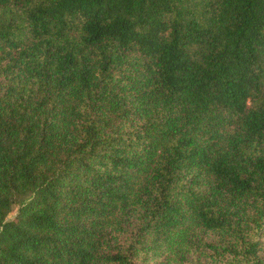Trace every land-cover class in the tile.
<instances>
[{"label":"trees","instance_id":"trees-1","mask_svg":"<svg viewBox=\"0 0 264 264\" xmlns=\"http://www.w3.org/2000/svg\"><path fill=\"white\" fill-rule=\"evenodd\" d=\"M0 264H264V0H0Z\"/></svg>","mask_w":264,"mask_h":264},{"label":"rangeland","instance_id":"rangeland-1","mask_svg":"<svg viewBox=\"0 0 264 264\" xmlns=\"http://www.w3.org/2000/svg\"><path fill=\"white\" fill-rule=\"evenodd\" d=\"M15 214H16V209L13 208L12 211L8 214L7 218L8 219H12L15 216Z\"/></svg>","mask_w":264,"mask_h":264}]
</instances>
